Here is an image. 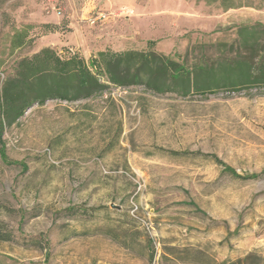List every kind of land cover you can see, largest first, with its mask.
<instances>
[{"label":"rangeland","instance_id":"rangeland-1","mask_svg":"<svg viewBox=\"0 0 264 264\" xmlns=\"http://www.w3.org/2000/svg\"><path fill=\"white\" fill-rule=\"evenodd\" d=\"M252 1L0 0V95L18 61L48 47L87 60L101 46L153 50L187 68L231 56L221 44L264 25ZM106 80L91 98L33 105L0 137V203L14 211L0 221L16 237L0 242V264H264V177L168 153L262 172L264 88L182 97Z\"/></svg>","mask_w":264,"mask_h":264},{"label":"trees","instance_id":"trees-1","mask_svg":"<svg viewBox=\"0 0 264 264\" xmlns=\"http://www.w3.org/2000/svg\"><path fill=\"white\" fill-rule=\"evenodd\" d=\"M202 1V0H197ZM207 4H219L225 10L247 7L252 0H203ZM51 33L59 31L57 26L44 24ZM239 39L229 47L234 54L204 61L187 68L184 63L171 57L148 51H113L106 48L87 60L78 53L67 58L52 48H43L31 56L18 61L13 73L4 81L0 95V137L6 128L12 127L35 104L43 105L48 100L75 101L91 98L104 92L109 85L119 87L146 86L157 93H177L182 97L213 94L220 89L230 92L250 88H264V25L255 24L240 27ZM27 32H18L13 44L20 48L25 45ZM150 47L155 41L148 42ZM229 53V52H228ZM172 157L195 156L209 158L235 179L257 180L260 173L242 175L227 165L218 156L202 152L168 151ZM26 169V167H24ZM196 205L195 203L192 205ZM78 208H69L75 214ZM2 211L14 212L0 203ZM21 213H23L21 211ZM238 234V232H236ZM16 240L8 224L0 221V242ZM227 264V263H226Z\"/></svg>","mask_w":264,"mask_h":264},{"label":"built area","instance_id":"built-area-1","mask_svg":"<svg viewBox=\"0 0 264 264\" xmlns=\"http://www.w3.org/2000/svg\"><path fill=\"white\" fill-rule=\"evenodd\" d=\"M107 14L104 12H99L98 15L96 17H93L92 19H90L91 24L94 25L99 21H105L107 19Z\"/></svg>","mask_w":264,"mask_h":264},{"label":"crops","instance_id":"crops-1","mask_svg":"<svg viewBox=\"0 0 264 264\" xmlns=\"http://www.w3.org/2000/svg\"><path fill=\"white\" fill-rule=\"evenodd\" d=\"M102 22L104 23V22H106V21H102ZM105 49H106V47L101 46V48H99V50H95L94 52H95V53H98V52L103 51V50H105ZM86 53H88V55L90 56V55L93 53V51H91V49H86Z\"/></svg>","mask_w":264,"mask_h":264}]
</instances>
